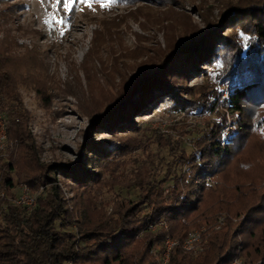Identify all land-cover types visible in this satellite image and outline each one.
<instances>
[{"label":"rangeland","instance_id":"rangeland-1","mask_svg":"<svg viewBox=\"0 0 264 264\" xmlns=\"http://www.w3.org/2000/svg\"><path fill=\"white\" fill-rule=\"evenodd\" d=\"M241 1L94 0L90 5L77 2L69 12L52 0H0V63L14 77L28 134L25 144L12 150L13 143L6 154L12 150L18 158L10 172L13 185L9 190L2 188L1 199L11 202L9 197L17 195L24 184L38 198L50 187L38 177L41 170L48 164L66 166L83 159L88 170L96 172L86 187L61 169L56 173L61 197L75 209L95 206L110 211L136 198L138 187H128L129 183L161 178L173 155L182 153L175 145L190 152L196 148L192 138L216 121L211 110L215 104L203 112L174 110L173 96L168 93L150 101L149 110L133 113L132 120L109 124L103 113L190 37L220 23L222 31H227L222 21L229 7ZM200 66L205 68L197 74L173 77V91L194 101H204L209 92L219 89L225 95L228 84L220 74L211 66ZM261 113L264 116V104L224 114L232 123L224 126V138L235 134L242 119L246 127L232 140L231 155L220 175L208 179L210 187L199 210L210 214L211 220L190 227L189 231L200 232L195 250L184 249L198 261L195 264L213 263L216 250L200 251L217 231L228 239L222 250L229 239L230 243L238 237L244 241L245 255L235 257L231 264H264V135L260 131L264 118L258 126L256 122ZM174 167L180 172L186 164ZM36 177L31 185L28 179ZM139 188L142 195L145 189ZM244 213L248 218L243 233L231 236ZM180 224L160 218L150 230L162 226L168 233Z\"/></svg>","mask_w":264,"mask_h":264},{"label":"trees","instance_id":"trees-1","mask_svg":"<svg viewBox=\"0 0 264 264\" xmlns=\"http://www.w3.org/2000/svg\"><path fill=\"white\" fill-rule=\"evenodd\" d=\"M229 9L227 19L222 21L227 24V31H222L220 23L190 37L174 50L175 54L171 52V57L162 59L103 113L108 123L132 120L133 113L142 114L149 110L150 101L156 102L168 93L173 96L171 107L174 110L203 112L214 103L211 110L216 114V121L192 138L196 148L186 152L181 145H175L182 153L173 155L161 178L148 177L145 181L129 183L128 187H138L136 198L126 204L118 203L110 211L95 209V206L90 210L85 206L68 207L61 197L55 183L57 170L61 169L83 187L89 185V177L93 180L96 172L88 170L84 159L66 166L48 164L38 177L43 183H50V187L38 196L33 209L26 210L11 203L6 209H0V264H160L166 235L176 239L169 249L166 264L198 262L183 249L182 240L191 226L211 220L210 214L199 210L210 187L208 179L220 175L231 155L232 140L239 138L246 127L245 120H241L242 113L235 134L222 137L224 126L232 124L224 114L264 104V0H244ZM200 64L211 66L228 84L225 96L219 89L209 92L204 101H194L173 91V77L197 74L205 68ZM0 112L5 114L7 135L14 142L12 150L25 144L28 134L23 124L22 103L14 77L1 63ZM262 118L263 113L256 120L257 126ZM12 150L8 156L0 158V189L9 190L13 185L10 172L14 171L18 156ZM103 154L109 156V153ZM25 155L28 157L27 153ZM182 164H186L185 169L175 171L174 166ZM38 177L28 182L33 185ZM167 181V185H163ZM155 184L156 187L152 186ZM140 186L145 189L142 195ZM160 218L169 223L179 222L181 226L168 233L162 226L151 231L150 225ZM247 218L244 213V218L232 229L231 223L226 225L227 232L231 229V236H241ZM182 220L187 222H180ZM222 235V231L213 233L200 251L205 254L216 250L212 264H231L232 259L243 254L245 246L241 237L233 243L229 239L222 250L228 242Z\"/></svg>","mask_w":264,"mask_h":264},{"label":"built area","instance_id":"built-area-1","mask_svg":"<svg viewBox=\"0 0 264 264\" xmlns=\"http://www.w3.org/2000/svg\"><path fill=\"white\" fill-rule=\"evenodd\" d=\"M225 95H226V92H225ZM13 143H14L13 140L9 138L7 135L6 125H5V114L4 112H0V158H3L6 156L9 148L13 145ZM3 195H4V191L1 189L0 190V201H1L0 209H6L7 204L11 203V204L22 206L26 210H31L37 204L36 195L28 191V187L26 184L21 186L20 192L17 195H15L14 197H9L11 202H4V199H1V196ZM199 240H200V232L198 230H191L184 237L181 245L183 249L187 251L195 250V248L198 246ZM175 242H176V239H173L169 236L166 237L165 251L162 256L163 262H166L168 260L169 249Z\"/></svg>","mask_w":264,"mask_h":264},{"label":"snow or ice","instance_id":"snow-or-ice-1","mask_svg":"<svg viewBox=\"0 0 264 264\" xmlns=\"http://www.w3.org/2000/svg\"><path fill=\"white\" fill-rule=\"evenodd\" d=\"M52 2L59 7H64V8H67L69 10V12H71L73 6L77 3V2H80V3H86V4H91L94 2V0H52ZM46 23H48L49 21H45ZM58 22H62L61 21H58ZM250 39V38H249ZM260 131H261V134L264 135V126H262L260 128ZM222 137L224 135H226V133H222L221 134Z\"/></svg>","mask_w":264,"mask_h":264}]
</instances>
